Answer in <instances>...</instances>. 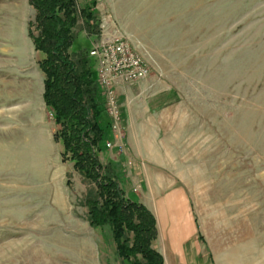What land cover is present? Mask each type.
<instances>
[{"label": "rangeland", "instance_id": "1", "mask_svg": "<svg viewBox=\"0 0 264 264\" xmlns=\"http://www.w3.org/2000/svg\"><path fill=\"white\" fill-rule=\"evenodd\" d=\"M73 4L92 16L76 45L103 26L150 69L114 84L119 132L97 76L102 166L128 199L155 215L168 200L162 215L191 224L157 229L150 247L163 264H264V0ZM37 29L30 0H0V264H126L89 223L92 182L62 160Z\"/></svg>", "mask_w": 264, "mask_h": 264}, {"label": "trees", "instance_id": "2", "mask_svg": "<svg viewBox=\"0 0 264 264\" xmlns=\"http://www.w3.org/2000/svg\"><path fill=\"white\" fill-rule=\"evenodd\" d=\"M30 3L36 10L38 24L34 47L45 54L40 62L45 78L43 97L58 126L54 138L62 146V160L72 162L74 169L96 189L94 194L89 192L91 227L109 229L115 255L126 264H163L161 254L150 247L157 238L155 217L145 206L125 196L114 169L102 166L99 160L110 124L99 121L105 112L96 61L89 54L91 44L87 45L88 40L81 45L75 43V29H84L79 27V16L88 26L91 12L79 15L73 0ZM98 25L94 30H98ZM98 35L97 32L95 39Z\"/></svg>", "mask_w": 264, "mask_h": 264}, {"label": "built area", "instance_id": "3", "mask_svg": "<svg viewBox=\"0 0 264 264\" xmlns=\"http://www.w3.org/2000/svg\"><path fill=\"white\" fill-rule=\"evenodd\" d=\"M101 34L92 41L89 54L96 61L98 80L104 90L113 132L120 131V116L114 93L117 82L133 83L148 77L150 69L128 42L116 36ZM117 137V135H116ZM111 147L110 143H107Z\"/></svg>", "mask_w": 264, "mask_h": 264}, {"label": "crops", "instance_id": "4", "mask_svg": "<svg viewBox=\"0 0 264 264\" xmlns=\"http://www.w3.org/2000/svg\"><path fill=\"white\" fill-rule=\"evenodd\" d=\"M177 196H179V197H181V195H178V193L176 194ZM181 199V198H180ZM177 201H178V199H177ZM168 202V200H165V201H159V202H157L156 204H155V208H154V211H155V213L157 212V215H155L153 212V214L155 215V220H156V223H157V229H158V231L159 230H164L165 229V227H167V226H191V224H189L188 222H186V223H184L183 221H184V219H182V220H180V222L178 221V219H177V223H176V221L175 222H173V220H172V218H174V215L172 216V218L169 220L168 218V216H166V215H162V212H161V208H162V206L163 205H165V203H167ZM179 202V201H178ZM180 204H181V206H182V204H183V209H186V207H185V203H184V201L181 199V201L179 202ZM179 212V211H178ZM188 218V217H187ZM171 230V229H170Z\"/></svg>", "mask_w": 264, "mask_h": 264}]
</instances>
